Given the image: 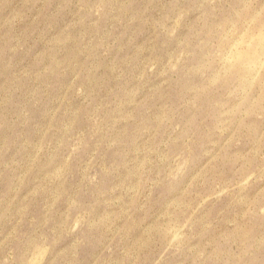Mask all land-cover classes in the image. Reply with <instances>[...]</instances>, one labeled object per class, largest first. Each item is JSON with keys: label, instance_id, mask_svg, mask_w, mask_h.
<instances>
[{"label": "rangeland", "instance_id": "374dc122", "mask_svg": "<svg viewBox=\"0 0 264 264\" xmlns=\"http://www.w3.org/2000/svg\"><path fill=\"white\" fill-rule=\"evenodd\" d=\"M0 264H264V0H0Z\"/></svg>", "mask_w": 264, "mask_h": 264}]
</instances>
